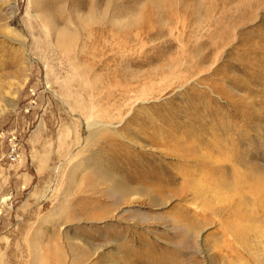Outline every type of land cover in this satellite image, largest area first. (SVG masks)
Instances as JSON below:
<instances>
[{
    "label": "rangeland",
    "instance_id": "rangeland-1",
    "mask_svg": "<svg viewBox=\"0 0 264 264\" xmlns=\"http://www.w3.org/2000/svg\"><path fill=\"white\" fill-rule=\"evenodd\" d=\"M0 109V264H125V248L260 264L223 242L239 248L229 225H264L227 202L240 156L264 170V0H0ZM86 119L113 129L88 141ZM129 158L152 169L158 205L103 217L85 163ZM187 176L226 178L218 201H196Z\"/></svg>",
    "mask_w": 264,
    "mask_h": 264
},
{
    "label": "bare ground",
    "instance_id": "bare-ground-1",
    "mask_svg": "<svg viewBox=\"0 0 264 264\" xmlns=\"http://www.w3.org/2000/svg\"><path fill=\"white\" fill-rule=\"evenodd\" d=\"M63 36H64V33L62 34V37ZM12 41L15 42L16 44H19V45L22 44L19 40H12ZM22 55L25 56V53ZM23 61H26V58H23ZM61 101L63 103L62 99H61ZM78 120H80V118ZM98 122L99 121H95V119H94V121H91V123L89 121H87V119H86V121L81 120V128H83V130L85 131V134L87 136L86 139L88 141H89V138L97 137L100 133H102L104 131V129H106V128L111 129L112 128V126H109V125L108 126L104 125L105 127H103ZM116 134L119 137V134L118 133H116ZM86 143H87V141H86ZM219 151H221V149H219ZM245 164H246V162L240 156V158L236 161L235 164H233V166L230 165L231 166L230 168L232 171V176L236 177L239 184L245 185V187L244 188L240 187L241 189H239L238 191L235 190L233 197H231V200L227 201L228 200V198H227L226 201L228 202L229 208L234 210V211L237 209H240V208L244 209V212H241V211L237 212L236 215H240L239 217H245L247 214V211L252 213L253 209L255 210V207H256V209H258V211H256V212H260L259 217L260 218L262 217L261 220L263 219L262 221H264V170L261 167H258L256 165H248L246 167L245 171H241L239 167H245ZM107 165L111 166V167L109 169H106L105 165L102 162L90 161L88 159L85 163V169H84V170L88 171L87 173L89 175V178L86 179L89 182L88 185L90 184V186L93 189L100 187L99 191L102 192L104 197L106 198V200H108V202L111 203L112 209L109 210L107 208L109 211L108 210L106 211V208H105V212H104L103 217H105L107 214L114 213L122 205L137 204V203L141 202V200L144 197L150 198L148 203H150V204L156 203L158 205L159 201L157 200V197L154 198L153 196H151L152 192L149 193L148 190H145L143 188L146 185H148V187H149V184H155V183L153 182L154 175H152L151 178L146 177V174L151 175L152 169H150V168H148V166L142 164V161H140L139 159H136V158H129L125 161H119L116 163L108 161ZM113 167H115V168H113ZM144 168H146V169H144ZM144 170H145V172H144ZM211 171H213V170H211ZM202 173H203V171H202ZM202 173H200V174H202ZM212 173L214 175L217 174V172H211V175H212ZM203 174H205V173H203ZM188 176H187V179H185L184 177L183 178L185 179V181L187 180L186 181L187 184H190L193 186L191 190H192V194H193L196 201H198L200 198H202V199L204 198V200H203L204 203H205V201L207 202L208 199H211L212 203H216V201H218V197H216V195H217L218 191H220L224 187L225 182H226V178L220 180V179H218L219 177H212L211 183H210L211 188L210 187L206 188V186L201 185V183L200 184L197 183L198 179L194 180V181H189V180H191V177L188 180ZM205 176H208V175L205 174ZM221 176L222 175H220V177ZM199 180H200V178H199ZM146 181H148V182H146ZM198 182H201V181H198ZM146 183H148V184H146ZM189 187H191V186H189ZM226 189H228V188H226ZM245 189H246V191L244 192L243 190H245ZM208 204L209 203L204 204L202 206L203 209L204 208L209 209L210 204H209V206H208ZM254 204L256 205L255 207H254ZM251 205H253V206H251ZM242 206H243V208H242ZM108 207H110V206H108ZM233 215H235V213ZM94 217H95V215H94ZM260 226L261 227L258 229L257 227H255L254 224L229 225L227 227V229H224V230H226V234L228 235V237L225 236L226 234L223 236H225L226 238H231L232 242H235V243L238 242L237 244L239 245V248H234L232 246V244L228 243L229 240L227 242H223L224 248L229 250L230 254L232 256L238 254V252H241V253L246 252L248 255H251L255 252V254L258 257V262L260 264H264V258H263L264 257V225H260ZM190 231H191V234L193 235V238H197L199 235V232L201 231V227H199V226L196 227L194 225V227H192ZM187 233H189V231ZM249 233H253V234L249 235ZM247 243H249V245L251 247L249 246V248H248ZM233 245H235V244L233 243ZM136 250L135 251L132 250L130 252L125 248V250H124L125 264H171V262L167 261L164 256H158V257L148 256V251H146L144 253V252H138L139 250L138 251H136ZM83 251H85V250H83ZM79 252H80V250L77 252V254H79ZM82 252H81V254H82ZM121 253H123V252H121ZM77 254L75 256H77ZM81 256L82 257L80 259L82 261L80 260L78 264H84L83 260L85 259L84 258L85 252H83V255H81ZM141 256H143L145 258H142ZM237 256L239 257V254ZM253 258H255V256ZM76 259H78V258H76ZM226 259H224V260H226ZM253 260H254V262L256 261L255 259H253ZM37 261H38L37 264H41V263H39V260H37ZM43 261H44L43 263H46L45 260H43ZM40 262H42V261L40 260ZM176 262L177 261H175V263ZM229 262H232V261H228V262L226 261L225 264H228ZM233 264H235V263H233Z\"/></svg>",
    "mask_w": 264,
    "mask_h": 264
},
{
    "label": "built area",
    "instance_id": "built-area-1",
    "mask_svg": "<svg viewBox=\"0 0 264 264\" xmlns=\"http://www.w3.org/2000/svg\"><path fill=\"white\" fill-rule=\"evenodd\" d=\"M15 145H11L10 146V148H11V152H10V157H11V159H14L15 157H14V150H15V147H14Z\"/></svg>",
    "mask_w": 264,
    "mask_h": 264
}]
</instances>
